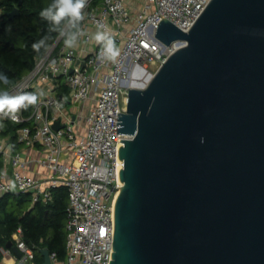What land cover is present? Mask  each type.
<instances>
[{"label": "water", "instance_id": "obj_1", "mask_svg": "<svg viewBox=\"0 0 264 264\" xmlns=\"http://www.w3.org/2000/svg\"><path fill=\"white\" fill-rule=\"evenodd\" d=\"M161 17L155 37L185 44L114 118L107 263L264 264V0H209L187 31Z\"/></svg>", "mask_w": 264, "mask_h": 264}, {"label": "built area", "instance_id": "obj_2", "mask_svg": "<svg viewBox=\"0 0 264 264\" xmlns=\"http://www.w3.org/2000/svg\"><path fill=\"white\" fill-rule=\"evenodd\" d=\"M208 1L88 0L80 25L84 34L75 47L67 48L57 33L32 67L7 87L12 95L43 92L35 105L21 109L18 123L3 119L26 123L14 130L12 139L0 133V197L16 192L28 195L31 203L46 204L55 188H65V254L60 258L48 250L50 264H108L114 201L122 185L119 138L130 137L116 132L114 118L125 112L127 90L147 67L156 70L185 44L174 39L167 45L155 37L161 15L187 31ZM98 30L115 39L120 49L115 63L99 59L101 46L92 38ZM60 87L66 89L61 98ZM14 144L23 148L15 149ZM9 241L20 254L0 246L1 259L35 264L21 227Z\"/></svg>", "mask_w": 264, "mask_h": 264}, {"label": "trees", "instance_id": "obj_3", "mask_svg": "<svg viewBox=\"0 0 264 264\" xmlns=\"http://www.w3.org/2000/svg\"><path fill=\"white\" fill-rule=\"evenodd\" d=\"M18 1L0 0V74L7 75L11 84L26 73L32 67L34 58L45 50L41 48L39 53L35 52L33 43L47 35L50 37L46 41L47 47L57 35V32L49 33L48 22L40 17V12L52 0H20L19 4ZM14 6H17L18 12L9 16ZM8 86L0 84V89ZM59 94L65 96L66 89L60 87ZM2 123L5 127L0 129V133L9 134L12 139L14 130L26 122L14 124L2 120ZM65 204L66 190L61 186L53 190L52 201L46 204L39 201L31 203L26 194H3L0 197V246H5L11 233L21 227L24 239L34 250L35 264L42 260L38 250L42 247L55 251L62 258L65 254Z\"/></svg>", "mask_w": 264, "mask_h": 264}, {"label": "clouds", "instance_id": "obj_4", "mask_svg": "<svg viewBox=\"0 0 264 264\" xmlns=\"http://www.w3.org/2000/svg\"><path fill=\"white\" fill-rule=\"evenodd\" d=\"M88 0H52L41 12V19L49 24L48 31L57 32L63 38L67 48L75 47L78 38L84 33L81 30V22L84 20L83 10L87 6ZM103 25H98V29H103ZM50 37L45 35L39 41L33 43L32 48L39 53L41 48H46V41ZM100 45L99 59L115 63L120 56V49L113 36L104 30H98L92 37ZM0 84L8 86L11 84L9 77L0 74ZM43 92L36 94L33 92H23L16 95L10 94L5 87L0 89V129L5 125L2 123L4 118L10 119L14 123L19 122L18 113L21 109L26 110L29 106L38 102L39 96ZM62 105L57 104V107Z\"/></svg>", "mask_w": 264, "mask_h": 264}, {"label": "rangeland", "instance_id": "obj_5", "mask_svg": "<svg viewBox=\"0 0 264 264\" xmlns=\"http://www.w3.org/2000/svg\"><path fill=\"white\" fill-rule=\"evenodd\" d=\"M154 70H155V69H154V66H153V65H149V66L147 67V70L144 71V72L141 74L139 80H140L141 82H143V84H145V83L148 81V79L150 78V77H149V78H147V79L145 80V76H146V74L149 73L150 76H151L152 73L154 72ZM87 104H89L88 101H87V102L85 101V105H87ZM66 108H68V109H72L73 107L68 106V107H66Z\"/></svg>", "mask_w": 264, "mask_h": 264}, {"label": "bare ground", "instance_id": "obj_6", "mask_svg": "<svg viewBox=\"0 0 264 264\" xmlns=\"http://www.w3.org/2000/svg\"><path fill=\"white\" fill-rule=\"evenodd\" d=\"M150 77V74L149 73H147L146 74V76H145V80L147 79V78H149ZM143 84V82H141L140 80H138L137 82H134V85H136V86H140V85H142ZM7 259V261H4L5 262V264H10L11 263V259L10 258H6Z\"/></svg>", "mask_w": 264, "mask_h": 264}, {"label": "crops", "instance_id": "obj_7", "mask_svg": "<svg viewBox=\"0 0 264 264\" xmlns=\"http://www.w3.org/2000/svg\"><path fill=\"white\" fill-rule=\"evenodd\" d=\"M23 147L19 144V145H15V149H22ZM0 163H1V161H0ZM7 257H4L3 259H0V263H2V264H5V262L4 261H7V259H6ZM9 258V257H8ZM42 261V260H41Z\"/></svg>", "mask_w": 264, "mask_h": 264}]
</instances>
